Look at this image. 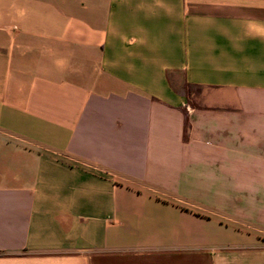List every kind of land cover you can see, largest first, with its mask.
Instances as JSON below:
<instances>
[{
	"label": "crops",
	"instance_id": "1",
	"mask_svg": "<svg viewBox=\"0 0 264 264\" xmlns=\"http://www.w3.org/2000/svg\"><path fill=\"white\" fill-rule=\"evenodd\" d=\"M0 264H264V0H0Z\"/></svg>",
	"mask_w": 264,
	"mask_h": 264
},
{
	"label": "rangeland",
	"instance_id": "2",
	"mask_svg": "<svg viewBox=\"0 0 264 264\" xmlns=\"http://www.w3.org/2000/svg\"><path fill=\"white\" fill-rule=\"evenodd\" d=\"M207 94H210L209 90L207 91L206 89H195L194 88L192 93H191V95H190V97H193V98L198 97L199 98V97L205 96Z\"/></svg>",
	"mask_w": 264,
	"mask_h": 264
}]
</instances>
